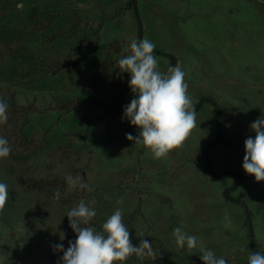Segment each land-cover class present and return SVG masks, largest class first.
<instances>
[{"label": "rangeland", "instance_id": "374dc122", "mask_svg": "<svg viewBox=\"0 0 264 264\" xmlns=\"http://www.w3.org/2000/svg\"><path fill=\"white\" fill-rule=\"evenodd\" d=\"M126 1L1 2L0 27L21 31L20 40L47 63L63 64L56 74L4 84L15 90L20 106L37 108L27 116L23 134L42 145L38 155L16 158L25 152L15 137L19 116L0 125V136L12 149L8 158L0 160V174L10 186L9 200L18 204L30 226L48 232L54 244L63 243L65 250L75 239L66 229L67 213L83 200L107 218L118 208L123 214L139 205L142 216L136 220L133 245L139 244L142 234L169 256L153 264H204L198 249L177 248L173 235L177 226L198 237L217 258L245 261L250 245L244 211L222 197L223 188L233 180L210 178L205 172L203 151L216 133L214 108L205 103L196 112V127L184 147L162 159L126 138V133L139 134L127 119L104 117L98 110L107 96L129 87L126 72L114 74L105 84L95 78L106 52L120 46V58L131 54L125 49L137 36L134 12L116 14ZM137 10L143 38L175 55V66L185 72L188 95L194 100L198 93L210 92L217 98L225 142L209 152V159L216 171L247 176L233 195L253 211L254 235L259 252H264V181L257 182L242 166L244 141L256 135L250 125L264 117V0H138ZM155 56L164 71L168 57ZM55 96L80 98L79 110L53 109ZM67 176L79 177L91 191L71 189ZM61 183L62 188L53 189ZM57 190L58 201L51 196ZM117 195L119 199L101 212ZM18 232L19 228L0 225V264H46L36 249L18 242Z\"/></svg>", "mask_w": 264, "mask_h": 264}, {"label": "clouds", "instance_id": "9594fccd", "mask_svg": "<svg viewBox=\"0 0 264 264\" xmlns=\"http://www.w3.org/2000/svg\"><path fill=\"white\" fill-rule=\"evenodd\" d=\"M156 45L147 37L142 40L132 39L130 55L118 60L121 73H129V87L134 98L124 106L122 119L139 129L138 136L126 133L129 141L142 145L153 154V158H166L174 149H181L196 127V110L193 99L188 95L185 72L179 65L169 66L161 71L159 61L154 54ZM198 103V101H197ZM8 104L0 97V125L8 121ZM250 128L255 131V138L244 141L245 155L243 169L253 175L257 182L264 181V117L258 118ZM12 149L6 138L0 136V160L8 158ZM71 189L77 187L91 191L79 177L67 176ZM61 193L57 190L53 199L59 200ZM122 199L120 202H122ZM9 200L8 185L0 182V213ZM97 215L96 211L81 200L78 206L68 213L69 227L76 234V239L68 241L65 250L63 243L53 247L63 255L59 258L62 264H125L133 255L140 259L157 258L152 242L141 239L134 246L129 228L123 222L122 209H116L97 231L87 226ZM227 219V218H226ZM231 221L225 224L229 227ZM86 225V226H82ZM173 235L178 249L185 247L189 252L199 250L204 264H227L223 257L217 258L212 250L207 249L195 235H188L179 226L174 227ZM65 234L60 235V240ZM249 264H264V252L251 253Z\"/></svg>", "mask_w": 264, "mask_h": 264}, {"label": "trees", "instance_id": "16d2710c", "mask_svg": "<svg viewBox=\"0 0 264 264\" xmlns=\"http://www.w3.org/2000/svg\"><path fill=\"white\" fill-rule=\"evenodd\" d=\"M3 0H0V4ZM138 0H127L124 7H121L117 10L116 14L119 15L125 10H133L134 16L136 19L137 25V40L143 39V25L139 17L137 10ZM102 28V22H100L95 28V41L100 40V30ZM22 36L21 31L12 30L8 27H0V97H2L8 104V121L5 124L9 125L13 120L17 119L19 116L18 130L16 136L20 141H22L23 154H16V158L28 159L31 156H36L42 151V145L37 143H32V139H27L23 134V128L28 123L27 116L30 113H34L37 108L35 106H20L16 101V92L11 88H5L4 84L10 82L14 79H26L34 75H47V74H56L60 71V68L63 67V64L56 62L55 65H51L43 60L35 52L33 48L27 45L24 41L20 40ZM117 45V44H116ZM120 51V46L116 47L115 50L105 53L103 61L96 68V82L100 84H105L107 81H110V78L114 74L122 75L118 68V60L121 59L118 54ZM155 55L166 56L169 59L168 65L164 72L167 71L169 66L175 67L176 57L170 52L163 51L161 49L155 48ZM99 91H102L100 89ZM134 98L131 93L130 87L122 90L115 95L107 96L104 103L98 104V110L102 113L104 117H123L124 106L130 103ZM198 101V103H197ZM195 110L198 112L202 106L207 103L210 104L216 112V133L214 139L204 148L203 159L205 172L210 178L222 179V178H231L233 183L229 186H226L222 190V197L224 201L241 207L244 211V226L247 229V234L249 238L250 252L255 253L259 252V243L254 235V225H253V211L247 205V202L244 201L241 197L234 196V191L238 188L240 182L246 178V175H243L236 171H216L213 169L212 164L209 159V152L213 150L217 144L224 143L223 138V126H222V110L217 98L210 92H200L197 97L193 100ZM81 105L80 98L76 97L71 100H66L60 96L54 97L53 109L59 110L61 112L67 113L70 111H78ZM90 114H94V111L91 110ZM16 123V121H15ZM0 182H3L8 185L10 188L8 180L0 174ZM64 186L62 183L60 185H55L53 189H58ZM58 187V188H57ZM55 192L52 193L54 197ZM119 199L118 195L114 196L113 199L101 210H107L113 203ZM99 213V212H98ZM123 222L129 228L130 238L133 240L135 236V225L136 220L142 216L139 205L137 208L131 212L123 213ZM107 217L104 214H97L90 224L87 226H92L97 229V231L102 230V225L106 222ZM0 225H3L7 228H19L17 233L18 242L23 244L29 249H36L42 256L43 261L46 264H62L60 257L62 256L59 252L54 250V242L52 237L48 232L41 229H36L30 226L26 222L25 213L20 209L18 204L15 201L8 200L5 209L0 213ZM86 226V225H82ZM67 231H69L72 236L76 239V234L74 231L67 226ZM74 239V241H75ZM73 241V242H74ZM134 246H138L135 244ZM153 246V245H152ZM153 248L157 252L156 260L151 258L140 259L133 255L125 264H153L155 261H165L169 258L167 256L164 248L156 245ZM249 257V256H248ZM227 264H249L248 258L242 262H229Z\"/></svg>", "mask_w": 264, "mask_h": 264}]
</instances>
